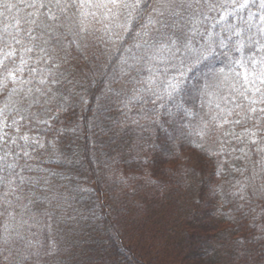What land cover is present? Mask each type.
<instances>
[{
  "label": "trees",
  "instance_id": "1",
  "mask_svg": "<svg viewBox=\"0 0 264 264\" xmlns=\"http://www.w3.org/2000/svg\"><path fill=\"white\" fill-rule=\"evenodd\" d=\"M152 1L143 0L147 5L145 16L150 13ZM31 2L32 0H0V61L7 65L8 70L13 71L18 67V64H14L15 61H27L17 82L7 78L8 71L0 68V78H7L0 79V109L3 113L9 111L24 117V124L32 127L35 140L38 141L32 143L25 152L27 155L23 152L21 161H18L20 180L10 183L11 187H3L0 184V248H5L0 251L13 249L12 252H25L26 247H23L18 237V241L7 242L5 236L11 238L19 235L20 230L30 221L37 230V235L32 237L35 242L32 243L37 245L39 253L44 255L32 254L33 256L23 258L20 264H148L151 259L162 260L156 255L153 258L152 250L149 249H144L138 254L132 253L133 255L130 249L128 255H120L121 246L116 240L117 235L112 233V221L103 213L100 200L106 197L113 204L118 199H114L112 194L117 193L121 183H127L135 189L141 188L138 192L135 190L138 195L147 191L146 185L154 191L165 192L162 197L157 196V192L152 198H146L150 205L144 204L140 214L144 216L142 225L145 227L150 224L156 213L160 214L159 218L153 219L157 221L155 227L163 230L162 235L165 232V238L169 239L167 243L173 246V254L171 252L166 260L172 261L174 258V264H184L189 259L209 262V257L216 258V251L220 256L222 251H225L226 255L222 256V259H215L218 264H264V252L247 257L242 255L239 258L232 254V251H239L244 246L264 249V114L260 111L252 113L249 110L254 107L250 101L255 94L249 91L247 99L238 97L237 94L239 99L233 103L227 102L222 92L215 93L217 95L212 93L210 95L213 99L203 102V107L197 111L199 114L195 111L193 117L188 119L193 121V124L198 121L196 119L207 122L208 129L203 137V144L205 148L218 152L217 156H209L189 146L202 158L203 164L198 165L194 158L182 157V150L178 146L168 149L164 143L167 138L161 131L155 130L151 137H147V141H151V148L152 145L154 149L158 147V151L146 149L143 154L145 163L142 160H128L132 158L131 155L122 153L119 157L121 165L117 167L123 169L125 176H121L105 189V183L94 172L100 165L107 167L111 164L109 153L113 149L108 151L104 163L99 164L91 152L93 147L89 144H97L96 137L101 138L92 136L96 129L101 130L102 134L110 130L112 134L109 137L116 138L117 134L113 133V125L110 122L117 118L115 115L118 113L113 114L112 121L111 117L107 119L104 105L108 97L101 99L99 107L95 108V97H101L105 89H101L104 76L101 75L100 67L105 60L90 57L88 53H100L105 58L108 45L100 42L95 46L89 44L88 49L82 47L88 39L94 37L90 32L81 31L83 8L70 6L65 12H61L53 4L49 15H44L46 9H40L39 14L34 16L32 13L35 9L28 7ZM65 2L71 5L72 0H62V5ZM75 3L79 5L81 0H75ZM175 13L172 19L165 22L170 27H160L165 29H159V36L163 37L165 34L167 38L171 33L182 36L187 31V34L192 36L185 26L181 30L174 27L184 23V17L178 18L179 12ZM52 14L56 19L51 18ZM32 20L36 23H31ZM121 20L125 21L124 15ZM200 21V25L203 24L202 18ZM144 23L143 19L132 21L131 31L126 33L124 42L118 45L120 51L127 47V41L133 43L132 32H141L143 29L139 25ZM195 34L191 37L192 42L198 45L200 41L205 45L206 38L201 36L205 32ZM145 45H142V49H146ZM97 47L102 49L97 50ZM109 47L112 49V46ZM133 47L134 45L129 48ZM29 48L32 51H27ZM234 51L233 47L228 46L221 51L226 53H217L212 64L222 65L224 71L228 72L229 62L241 58ZM249 51L250 53L243 57L250 74L251 67L255 69L258 66L259 70L262 66L260 63H252V59H263L258 56L259 49L253 43L249 44L247 52ZM231 52L232 54H229ZM8 53L14 55L8 56ZM88 57L90 64L87 62ZM236 71L243 73L245 70L236 65ZM121 77L122 75H117L115 71L109 82L105 80V84L111 89L109 91L115 92L113 96L116 93L122 94L118 90ZM41 79L46 83L41 84ZM234 79L230 73L229 83ZM21 80L30 83H20ZM195 80V87L200 89L203 79ZM188 85L189 83L184 91L176 93V96H181L183 92V97L187 96L191 90V85ZM69 89L73 90L72 94ZM81 95L87 99L86 105L80 102ZM198 96L186 100L196 102ZM199 98L201 99L200 96ZM61 105L67 110H60ZM94 109L98 113L96 117L93 114ZM229 109L230 113L227 111ZM59 111L62 112L60 120L53 122L51 115L57 112L59 115ZM219 113L227 115L230 121L223 127H217L212 121V117ZM140 115L141 119H144L148 112ZM45 119H51V127L41 123ZM237 120L240 123H236ZM117 123L115 121L114 124ZM137 124L139 123L125 124L126 127H120L117 131L122 132L121 137L128 138L127 134H131V130L149 128L147 123L142 126ZM77 125L80 126L79 129L73 132L72 129ZM225 132L228 135H224ZM199 139L197 137L198 141ZM49 141L52 142L51 145ZM99 141L105 144L103 137L98 143ZM109 145L110 148L113 146ZM164 148L166 154L173 152L169 159L177 160L175 168L180 169L176 172L186 173L178 184L174 185L170 179H165L164 175L161 177L159 174L165 158L158 153ZM221 148L223 151H219ZM147 161H150V164ZM109 168L112 172L115 169L112 166ZM171 170L174 171V167H171ZM165 203H169V208H166ZM178 204L181 206V215L188 213L186 217L173 219V208L177 209ZM165 209L170 213L168 219H165ZM60 221L73 232L75 230V233L79 234L78 240L81 238L79 241L84 243L75 242L76 237L70 235L73 232L64 229L52 235L51 227L60 228ZM100 230L105 234L100 236ZM162 240L165 241L164 238ZM152 244L150 242V245ZM142 246L144 245L141 244L140 248ZM82 250L85 254L78 259L77 254L83 252ZM208 252H212L213 256ZM145 256L147 258L142 260ZM12 263L11 259H0V264Z\"/></svg>",
  "mask_w": 264,
  "mask_h": 264
},
{
  "label": "rangeland",
  "instance_id": "2",
  "mask_svg": "<svg viewBox=\"0 0 264 264\" xmlns=\"http://www.w3.org/2000/svg\"><path fill=\"white\" fill-rule=\"evenodd\" d=\"M181 2L184 5L183 7L180 6ZM261 2L262 0H251L249 5L246 8H243L239 6L243 3V0H236L235 4H232L231 0H229L225 9L217 7L215 10H211L207 7V5L203 3V0H200V3H197V0H176L175 3H172L170 5V11L174 13L179 12L178 18L179 16L180 18L184 17V23L181 25H174L175 28L181 30L183 29V26H185V28L190 30L193 25L188 22L187 18L190 16L198 18L199 20L202 18V20H204L203 24H199L197 26L198 31L196 33L205 32V34L201 36L206 38V44L213 40L218 42L220 39H224L225 44H228L227 47H233V49L235 50L234 52L243 57L250 53V51L247 52L249 44L253 43V40L260 39L261 36L259 30L261 27V21L255 18L261 14H264V8H261L260 6ZM189 4H191L190 8L188 7ZM151 6L152 7L150 13L148 14L158 22L155 25L150 26L148 30L149 34L143 37V40L136 41L137 43H141L142 45L146 44V49H142V47L136 48L135 46L132 48L131 54H135L137 57H142V59L139 61V63H135L131 59H129L128 64H124L120 57L130 56L131 54L126 53L123 50H114V47L119 48V41H116L115 46L113 45V40H116L115 35H113L114 33H119V35L122 37H125L126 35L123 29H119L116 27L117 24L124 22L121 20L122 15H120L119 17L108 16L106 18L105 10L103 9H97L91 6L83 8V13H87V15H83V18L81 20L83 25L81 31L84 32L85 30L87 31V33L90 32V34L94 37L88 39L82 47L88 49L90 46L89 44H93L95 46L100 44V42L105 45L112 46V49L110 47L108 48V46L106 47L108 53L105 55V58L103 57V54L101 55L100 53H88V56L90 57H96L98 58V60H105L103 62L104 65L101 64L100 66L102 72L101 75L104 76L102 77L103 84L101 86V89H103V87L105 88L102 93L101 99L108 97V100L104 105L105 113H107L108 117L107 119L111 117L110 119L112 121L114 117L113 114H115V112L116 114L118 113L117 115H115L117 118L114 121L110 122L113 125V133L117 134L116 138L111 139V137H109V135L112 134L110 130L109 132L102 134L101 130L96 129L92 136L97 135L101 138L103 137V141L105 142V144L100 143V141L98 143V140H101V138L99 137H96L97 144H89L90 147H93L91 148V152L93 153L94 158L99 164L104 163L107 153H109L108 151L113 149V151L109 153L112 159L110 162L111 164H108L109 166L107 167L106 165H100L95 168V172L93 171L95 174L101 177V179L105 183V187L103 186L105 189L108 188V186L114 184L121 176H125L123 173V169L117 167L121 165L119 157L122 153L131 155L132 158L128 160H142L144 163L146 162L143 158L144 151L146 149H154L153 145L151 148V141H147V137L149 135L151 137L152 133L155 130L161 131V133L164 134V136L167 138L166 142L164 141V143L167 145L168 149H172L173 146H178V148H181V152L185 154L183 156V154L181 153L182 157L186 156L189 158H194L195 160H197L198 165H202V158L199 157L195 150H192L189 147L190 145L185 143L183 136L180 135L181 130L184 132L188 131L189 124L197 125L201 123V120L196 119L198 121H195V124H193V121L188 120L193 116L185 115L183 109H191L193 114L195 111L196 114H199V112L197 111L203 107V102L206 103V100L210 101L211 99H213V97L210 95L212 93L214 95H217L222 92L224 99L227 102L233 103L239 99L238 97H241L239 93H235L234 91H232V89L228 87L227 84L221 87L209 86L212 83L210 79H203V81L201 82L202 87L200 89L196 88V83H194V81H196L195 79L199 78H189L190 74H188L185 79L181 81L180 85L181 91H184L188 83L189 85H191L190 93L187 96L183 97L184 92L181 96H176V93H173L171 98L164 94V84L162 82L166 78L176 74V69L172 65L177 62L171 60L167 52L156 53L155 50L152 49L154 48L153 45H157L159 43L167 41V38H165V34L163 37L159 36V29H165L160 28L161 24L159 23V21L163 19L164 22H166L167 19H172V15H170L168 12H164V15L161 16L158 14V12H153V9H158L159 11L163 10L162 0H153ZM143 31L144 29L141 32ZM237 32L239 33V35H236ZM172 34L173 33H171L170 35ZM190 35L193 36L192 33ZM109 37H112V39H109ZM249 37H252V39H249ZM144 41H147V43H144ZM239 42H243L245 46L241 51L238 52L236 51V45ZM126 43H128L126 48L134 45L133 43H130L128 41ZM192 45L193 47L198 48L203 45V43L199 41V44L197 45L192 42ZM227 47L218 48L217 53L224 54L228 52V50H225L226 52H221ZM99 49L102 48H98L97 50ZM230 51L233 50L230 49ZM154 54L157 55L156 59H152V56ZM229 54H232V52ZM258 56L261 57L260 59L264 60V52H261L260 49L258 51ZM87 59V62L90 64V58L88 57ZM14 64L16 66L18 64V66H22L24 68V65H21V62L15 61ZM166 68L167 72H165ZM257 68L258 66L255 67V70H257ZM212 69H223V66H215V64H211L209 68L205 69V71L209 72ZM252 69L254 68L251 67V70ZM111 71L112 73H110ZM115 71L117 75H122L118 86V90L121 91L122 94L118 95V93H116V95L113 96L115 92L109 91L111 89L109 88L108 84H105V80L109 82L111 77L115 74ZM19 74H22V72H18L17 78H20ZM150 75L154 78H157L155 84L152 85V92H155L158 96H160V99H157L156 96L152 94V92L146 91L149 86L147 81ZM256 86L264 89V85L259 84V81H257ZM69 91L71 94L73 93L72 89H69ZM251 92L255 94L254 98L259 101L261 98L260 93H254L253 91ZM198 95L201 97V99ZM195 96H198V100L196 102H188L186 100ZM134 97H141V99H134ZM97 107L99 106L96 105L95 108ZM254 107H256L257 109L264 108V103L254 104ZM0 111H2L3 113L2 109H0ZM147 112L148 115L144 117V119H141L142 116L140 114ZM61 113V111H59V115L58 112L56 114L53 113L54 115L51 116H57V119H52V121H59ZM93 114L95 117L98 116L97 110L94 109ZM21 117V115L14 114L9 111L0 114V184L3 187L8 185V187H11L12 184L10 183H15L18 181V179L20 180V178L18 177V161H21L23 152L25 154L26 150H28L27 148L33 143V140L35 139V132L33 131L32 127H29V125H25ZM115 121L118 123L114 124ZM133 121L138 122L139 124H141V126L147 123L149 124V128H141L140 130L138 129L135 131L131 130V134H127L128 138H124L125 136L121 137L120 134L122 132H118L119 128H124L128 124H134ZM92 122L93 120L91 121V123ZM139 124H137V126ZM92 125L94 126V124ZM17 129H19V131H17ZM25 136L28 137L27 141L24 140ZM76 138L79 139V136H77ZM108 145H113L115 148L113 146H111L110 148L108 147ZM157 149L159 148L156 147V149L154 150ZM158 155H160L162 158H165L163 161V166L160 169L161 171L159 172V174L162 175L161 177L165 176V179H170L171 183H173L174 185L178 184L179 180H181V177H183V175L186 173L176 172L180 169L179 167L175 168L178 163L177 160L170 161L169 159V156L173 155V152L166 154L164 148L161 152L158 153ZM194 159L193 163L196 164L197 162ZM147 163L150 164V161H147ZM111 166L115 168L113 172L110 171L109 167ZM171 167H174V171L171 170ZM144 168L143 170H145ZM145 189L147 190L145 193H139L140 195H138L135 190L137 192L140 191V187L138 189H135L134 186L127 185V183H121V188L117 191V193L112 194L113 198H116L118 200H115L113 204H111L106 197H103L105 198L104 200L103 198L100 200L103 213L107 214L109 219L112 221L111 227L113 229V232H111L117 235L116 240L121 246L119 248V250L121 251L120 255H122L123 257L126 256V254L128 255L130 249L131 251H133L130 252L131 254L142 253L144 249H149L152 250V254L154 255L153 258L157 256L161 257L162 259L159 260L158 258V261L149 259V262H151L152 264H174V258L172 259V261H168V259L166 260V257H168L171 252L173 254V246L170 243H167V240L169 239L165 238V232L162 235L163 230H158V228L156 229L155 223L157 221L153 220L159 218L160 214L156 213V216L152 217L153 219L147 227L142 225L144 223V216L140 214L142 213L141 208L144 207V204L147 205L150 203H147L146 198H152L153 194L157 195V192V196L162 197L165 192L163 191V193L161 190L154 191L152 188H148L147 185ZM209 197L211 199V195H209ZM165 204L167 205L166 208H169V203ZM173 209L174 210L171 215V218L173 219L186 217V214L188 213L186 212L185 215H181V213L179 212V210H181V206L179 204L177 205V209ZM137 214H139V216H137ZM168 214L170 213L165 209V219H168ZM28 223L29 224H25V227L20 230L19 235L16 234L11 238L5 236V240H7V242L16 241V238L18 237V240L20 241V243H22L23 247H26V253L22 252V250H14L16 252L13 251V253V249L11 251L6 249V251H0V259H2L3 261H9L11 259V261L13 262L12 264H20L23 258L26 259L29 256H33L32 254L39 253V250H37V245L32 243V241H34L32 237L33 235L34 237L37 235V230L34 229L32 222L28 221ZM60 223V228L58 229L51 227L52 235L53 233H56V231H61L63 229L69 232H73L72 229L64 226L65 223H63L62 221H60ZM37 229L38 231H40L38 227ZM107 230H109V228H107ZM100 231V236L105 234L103 230ZM73 233H71L70 235H74L73 237H76L74 238L75 242H79L78 244L84 243V241H79L81 240V238H79L78 240L79 234L77 232L75 233V230ZM163 238L165 240L164 242L162 240ZM68 240L70 241L71 239L68 238ZM150 242H152L153 244L150 245ZM141 244L144 245L142 246V248H140ZM12 245H14V243H12ZM126 248L128 251H126ZM242 248L243 249L239 251H232V254L236 258H239L242 255L243 257H247V255H255L256 253L259 254L264 252V249L262 247L261 249L258 247L246 248L245 246ZM4 249L5 248H0V250ZM82 251L83 252L77 254L78 259L79 257H82L83 254H85L84 250ZM244 251L247 252L242 253ZM224 252L225 251H222V256L226 255ZM215 253L216 258L209 257V262H205V260L197 261L196 259L193 261L192 259H189L184 264H218L217 260L215 261V259H222V256H220L217 251ZM39 254L40 256L44 255V253ZM208 254H212L213 256L212 252L211 254L210 252H208ZM146 258L147 257L145 256V258L141 259L144 260ZM149 262L148 264H151ZM117 263L118 262H116V264Z\"/></svg>",
  "mask_w": 264,
  "mask_h": 264
},
{
  "label": "snow or ice",
  "instance_id": "3",
  "mask_svg": "<svg viewBox=\"0 0 264 264\" xmlns=\"http://www.w3.org/2000/svg\"><path fill=\"white\" fill-rule=\"evenodd\" d=\"M175 2L176 0H162L163 10L159 11L158 9H153V12H158V14L161 16L164 15V12H168L170 15H176V13L170 11V5ZM228 2L229 0H203V3L207 5V7L211 10H215L217 7L225 9ZM250 2L251 0H243V3L239 6L246 8ZM197 3H200V0H197ZM231 3L235 4L236 0H231ZM53 4L61 12H65L70 6L80 8H86L91 6L97 9L105 10L106 18L108 16L119 17L120 15H124L125 21L123 23L117 24L116 27L119 29H123L125 33L131 31L132 21H139L143 19L145 23L139 25V27L144 29V31L132 32L131 36L133 44L136 48L142 47V44L137 43L136 41L143 40V37L149 34L148 30L150 26L155 25L158 22L151 15L145 16L147 5L143 3V0H81V3L79 5L75 3V0H72L71 5L66 2L62 5V0H32V2L28 4V7L35 9V12L32 13V15L34 16L39 14L40 9H46L44 15H49L51 13V8L53 7ZM180 6H184L182 2ZM260 6L261 8H264V0H262ZM188 7L190 8L191 4H189ZM81 15H87V13H81ZM51 18L56 19L54 14H52ZM255 18L261 21V27L259 29L261 36L260 39L253 40V44L257 48H259L261 52H264V14H261ZM187 19L188 22L193 25V27L189 31L194 35L198 31L197 26L201 23V21L198 18L191 16ZM31 23L35 24L36 21L32 20ZM159 23L162 27H170V25H167L163 19L160 20ZM29 34L31 35V33ZM113 35H115L116 37V40H113L114 46L116 44V41H119L120 43L124 42V37L120 36L119 33H114ZM236 35H239V33L237 32ZM109 39H112V37H109ZM249 39H252V37H249ZM17 43H19V41H17ZM144 43H147V41H144ZM244 46L245 45L243 42L237 43L236 51H241ZM153 47L155 48L156 53L167 52L169 54V58L177 62L172 65L176 69V74L166 78L162 82L164 84V94L167 95L169 98L172 97L173 93H179L181 91V81L184 80L188 74H190L189 78H199L205 80L210 79L212 83L209 86L213 87H221L228 83V86L232 89V91L239 93L240 96L245 97L246 99L248 98L247 93L249 91H253L254 93H260V100L258 101L253 98L251 99L250 103H264V89L259 86H256L257 81H259V84L264 85V60L256 61L254 58L252 59V63H260L262 66L258 71L252 69L251 75L249 74L248 64L245 62V59L243 57H241L239 60L230 61L228 64V72H225L224 69H212L209 72L205 71V69L209 68V66L212 64V61L217 56V49L227 47L224 42V39H220L218 42L213 40L197 48L193 47L192 38L187 33L183 34L182 36L173 33L172 35H169L167 37V41L159 43L157 45H153ZM114 50L120 51L119 48L115 47ZM27 51H32V49L29 48L27 49ZM124 51L129 54L132 53L131 48H125ZM7 55L11 56L14 55V53H8ZM156 58L157 55L154 54L152 56V59ZM120 59L123 61L124 64H128L129 59H131L135 63H139L142 57H137L135 54H131L130 56H122L120 57ZM26 63L27 61L21 60V65H24ZM236 65H239V67L245 69V71L243 73L237 72ZM0 68L8 71L7 78H11L13 82H17V73L23 71L22 66H18L14 71L8 70L7 65L4 64L2 61H0ZM30 71L35 70L30 69ZM165 72H167V68L165 69ZM230 73L235 78L234 81L231 83H229ZM241 77L243 82H241ZM156 79L157 78H154L150 75L147 81L149 86L146 91L152 92V85L155 84ZM20 83H30V81L21 80ZM40 83L45 84L46 81L44 79H41ZM36 91H40V89H36ZM49 91H51V89H49ZM29 92H31V89H29ZM152 94L155 95L157 99L161 98L155 92H152ZM134 99H141V97H134ZM95 100L97 102V105L99 106L101 97H95ZM80 102L85 105L88 103L87 99L83 95L80 96ZM240 106L241 105H237V107ZM217 107H219V105H217ZM60 110L66 111L67 109L64 108L63 105H61ZM249 110L252 113H255L257 111L264 113V108L257 109L256 107H251ZM183 111L185 112V115L188 116H191L193 114L191 109H183ZM227 111L230 113L231 109ZM0 114H3L2 111H0ZM21 119H24V117H21ZM51 119H57V116H52ZM212 121L215 122L217 127H223L224 124L230 122L227 118V115H224V113H219L213 116ZM133 122L135 123L136 121ZM41 123L47 124L49 125V127H51L49 119H45L41 121ZM236 123H240V121L237 120ZM79 127L80 126L77 125V127L73 128L72 131L76 132ZM89 127H91V124H89ZM207 129V122L201 121V123L197 125L189 124L188 131L184 132L181 130L180 135L183 136L185 143L190 145L192 148H195L196 150L205 153L209 156H217L218 152L211 151L208 148L204 147L203 137L207 134ZM17 131H19V129H17ZM224 135H228V133L225 132ZM197 137L200 138L199 141L197 140ZM24 140L27 141L28 137L25 136ZM33 143H38V141L34 139ZM49 144L51 145L52 142L49 141ZM40 146L43 147V144H41ZM219 151H223V149L221 148ZM25 155H27V153H25Z\"/></svg>",
  "mask_w": 264,
  "mask_h": 264
}]
</instances>
